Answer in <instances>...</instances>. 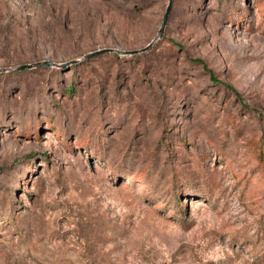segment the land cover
<instances>
[{
  "label": "rangeland",
  "instance_id": "1",
  "mask_svg": "<svg viewBox=\"0 0 264 264\" xmlns=\"http://www.w3.org/2000/svg\"><path fill=\"white\" fill-rule=\"evenodd\" d=\"M0 264H264V0H0Z\"/></svg>",
  "mask_w": 264,
  "mask_h": 264
},
{
  "label": "water",
  "instance_id": "2",
  "mask_svg": "<svg viewBox=\"0 0 264 264\" xmlns=\"http://www.w3.org/2000/svg\"><path fill=\"white\" fill-rule=\"evenodd\" d=\"M169 2H170V0H169ZM168 10H169V5H168V7H167V9H166V11H165V13H164V15H163L162 22H161V24H160V27H159V29H158L157 34H160L161 31L163 30V27H164L165 22H166V18H167ZM149 44H150V43H149ZM149 44H148V45H149ZM109 49H110V48H109ZM117 51H118V52H134V50H132V51L117 50ZM94 52H95V51H94ZM94 52H92V53H94ZM92 53H91V54H92ZM48 64H50V62H49L48 60H44V61H38V62H33V63H25V64H21V65L17 66L16 68L20 69V68H25V67H31V66H37V65H48Z\"/></svg>",
  "mask_w": 264,
  "mask_h": 264
},
{
  "label": "trees",
  "instance_id": "3",
  "mask_svg": "<svg viewBox=\"0 0 264 264\" xmlns=\"http://www.w3.org/2000/svg\"><path fill=\"white\" fill-rule=\"evenodd\" d=\"M62 91L64 92V94L65 95H67V96H71L72 94L74 95L75 94V88L72 86V85H68L67 87H65V88H63L62 89ZM177 185H178V183H177V178L176 179H174V186H173V189L174 190H177ZM176 192V191H175ZM178 193L176 192V195H177ZM178 198V200H179V197H177Z\"/></svg>",
  "mask_w": 264,
  "mask_h": 264
}]
</instances>
